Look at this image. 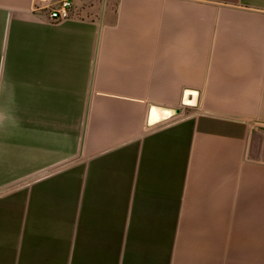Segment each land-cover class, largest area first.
Segmentation results:
<instances>
[{"label": "crops", "instance_id": "0c3cea01", "mask_svg": "<svg viewBox=\"0 0 264 264\" xmlns=\"http://www.w3.org/2000/svg\"><path fill=\"white\" fill-rule=\"evenodd\" d=\"M0 0V264H261L264 0Z\"/></svg>", "mask_w": 264, "mask_h": 264}, {"label": "built area", "instance_id": "2783aa9c", "mask_svg": "<svg viewBox=\"0 0 264 264\" xmlns=\"http://www.w3.org/2000/svg\"><path fill=\"white\" fill-rule=\"evenodd\" d=\"M33 11L54 23L79 17L74 0H35Z\"/></svg>", "mask_w": 264, "mask_h": 264}, {"label": "rangeland", "instance_id": "374dc122", "mask_svg": "<svg viewBox=\"0 0 264 264\" xmlns=\"http://www.w3.org/2000/svg\"><path fill=\"white\" fill-rule=\"evenodd\" d=\"M15 185H7L6 187H3L0 189V196H9L11 194L14 193V190L18 187H16L18 184L14 183ZM9 194V195H8ZM260 227L262 228V233H263V236H262V254H261V257H262V260H261V264H264V222H260Z\"/></svg>", "mask_w": 264, "mask_h": 264}]
</instances>
